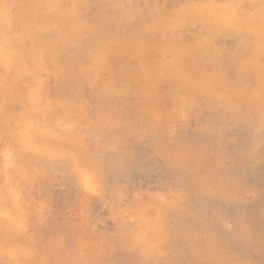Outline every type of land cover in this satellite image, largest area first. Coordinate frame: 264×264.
<instances>
[{
  "label": "clouds",
  "instance_id": "obj_1",
  "mask_svg": "<svg viewBox=\"0 0 264 264\" xmlns=\"http://www.w3.org/2000/svg\"><path fill=\"white\" fill-rule=\"evenodd\" d=\"M0 264H264V0H0Z\"/></svg>",
  "mask_w": 264,
  "mask_h": 264
}]
</instances>
